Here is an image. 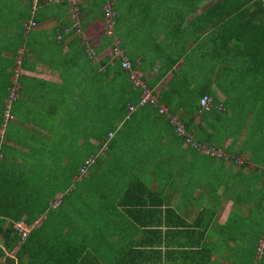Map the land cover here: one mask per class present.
Instances as JSON below:
<instances>
[{
	"label": "trees",
	"instance_id": "obj_1",
	"mask_svg": "<svg viewBox=\"0 0 264 264\" xmlns=\"http://www.w3.org/2000/svg\"><path fill=\"white\" fill-rule=\"evenodd\" d=\"M32 1L0 0V89L1 93H5V100L0 106V126L4 124L3 110L13 84L12 75L19 49H22L23 55L19 65L22 68L29 62V54L47 53L48 46H58L56 50L59 52L63 45L65 51L50 57L52 66H57L63 72H60L61 81L54 83V88L46 89L53 93L48 95L49 111L62 112L66 100L70 101L69 107L73 109L78 99H85L87 126L77 125L69 134L59 128L58 122L40 123L41 128L32 126L29 130H23L18 120L15 121V114L16 109L25 104L21 95L28 94L25 83L29 85L30 80L20 73L17 75V94L10 102L14 119L5 122H11L13 129H16L13 137L6 138L16 147L5 141L0 142V264H15L14 258L18 256L17 251L12 256L5 253V249L13 248L15 243L20 242L15 221L23 220L31 226L32 233L37 228H45L50 221H47V217L38 225H34V220L42 212L58 214L56 208L60 203L58 207H53L48 204V198H41L47 194L53 196L57 191H60L61 200L73 195L76 185L67 191V182L70 176L78 173L84 157L103 144L104 151L95 155V162H103L105 155L116 151L115 136L109 138L106 133L118 121L122 126L127 125L128 119H124L127 104H137L141 92V86L133 87L128 72L121 67V58L105 54L98 60L94 59L83 35L73 33L72 26L69 32H63L56 38L55 29L63 30L69 25L65 1L46 3L42 0L41 3L38 0L35 8L31 7ZM108 1L114 11V33L123 52L127 56L131 55L129 51L138 54L135 48L142 36L146 50L144 57L162 56L161 75L146 79L141 73L140 77L157 94L159 102L177 114L187 128L197 123L196 139L217 144L221 141V134L238 133L241 120L245 121L244 114H251L247 119L242 145L237 151H251L249 158L255 163V168L248 171V181H253L254 176L264 181V0H209L200 10L199 3L203 0H82L79 3V21L84 25L99 21L98 24L103 26V7ZM36 5H40L39 13H36ZM52 10L58 16V12H61L62 16L54 25L39 28L37 23ZM30 18L36 25L25 33L24 23ZM112 38V34L101 33L98 41L91 45L94 55ZM125 49H128V54ZM3 50L7 51V57L2 55ZM132 65L137 66L133 62ZM168 70L171 76L165 86L154 90V82ZM215 89L225 93L226 102L236 98L237 93L240 98L248 97L251 104L242 109L243 117L237 116L235 111L230 116L232 112L217 110ZM204 94L211 96L212 105L198 113L199 99ZM140 106L150 111L142 107L146 111H141L138 116L163 115L151 104ZM47 112L43 105H36L20 115L29 116L38 124L37 120H41V116L47 115ZM171 126L176 135H183L177 131L176 125ZM8 131L5 128L2 133L6 135ZM118 132L116 130V134ZM88 134L97 143L78 139ZM183 136L181 138L186 141ZM234 143L235 139H232L225 151H231ZM56 151H66L65 156ZM49 152L51 154L48 156ZM34 167H39L36 175ZM73 180L76 181L75 178ZM50 181L61 184V187H53ZM261 196L264 197V193ZM32 237L29 235L28 240Z\"/></svg>",
	"mask_w": 264,
	"mask_h": 264
},
{
	"label": "crops",
	"instance_id": "obj_2",
	"mask_svg": "<svg viewBox=\"0 0 264 264\" xmlns=\"http://www.w3.org/2000/svg\"><path fill=\"white\" fill-rule=\"evenodd\" d=\"M209 2H200L198 10ZM38 7L36 13H39ZM58 14L62 16L61 12ZM59 16L53 10L47 12L37 23L38 27L54 25ZM66 16L69 25L63 30L56 28V38L63 32H69L72 26L73 33L83 35L91 54V45L98 41L101 34H94L91 28L99 21L87 25L78 21L80 27L76 30L68 5ZM142 39L137 40L139 45L134 47L138 54L129 51V55L128 49L125 50L142 75L150 79L156 74L161 75L162 56L144 57L146 50ZM48 47L47 53L37 52L29 54V59L26 57L29 62L25 63L20 74L30 80L29 85L25 83L28 94L21 95L25 104L16 109L17 115L36 105H43L47 113H51L48 95L52 91L46 89L54 88V83L61 81L60 72L63 70L52 66L50 57L66 48L63 45L58 52V46ZM108 52L109 48L105 46L96 56L92 52V57L98 60ZM2 55L7 57V51L3 50ZM170 76L168 70L154 82L152 88L157 90L165 86ZM212 84L214 87L213 79ZM215 92L216 109L232 112L230 116L235 111L237 116L243 117L242 109L251 104L248 97L240 98L239 93L226 102L223 91L215 89ZM4 100L5 93H1L0 89V106ZM63 103L67 107L70 101ZM219 104L221 108L217 107ZM134 105L130 112L128 108L126 110L124 119H128L127 125L122 126L118 121L106 133V137L109 131H112L109 138L115 136L116 151L105 155L100 163L95 162V155L102 153L105 145H99L94 152L88 153L84 160L93 156L94 161L81 179L76 177L77 173L70 176V179H76V191L63 198L60 206L57 205L59 213L42 212L34 222L38 225L47 217L50 221L45 228H37L32 233L31 226L27 225L26 235H19L20 242L15 243L13 248L5 249V253L12 256L18 252L15 264H264V247L261 253L257 249L260 240L264 239V197L261 196L264 181L257 176L248 181V171L255 168V163L249 158L251 151H237L242 145L251 114H244L245 121L241 120L238 133L221 134V141L216 144L196 139L197 123L187 128L174 113L183 122L184 129L193 136V142L225 150L226 145L235 139L231 151L227 152L243 157V163L237 164L186 142L181 138L183 135L175 134L171 126L174 124L169 121V125L164 114L138 116L141 111L150 109L138 102ZM87 110L85 99H78L73 109L56 119L50 117L48 122H58L59 128L69 134L77 125L87 124ZM59 112L53 110L54 114ZM17 122L22 125V122ZM65 127L68 129L65 130ZM2 130L0 126V142L16 147L6 139ZM116 130L119 131L117 134ZM78 139L97 143L90 134ZM65 178L64 175L63 181ZM50 184L61 187L57 182L50 181ZM71 187L68 186L67 191ZM59 194L60 191H57L53 196L47 194L41 199L48 198L50 204ZM29 235H33L30 240Z\"/></svg>",
	"mask_w": 264,
	"mask_h": 264
},
{
	"label": "built area",
	"instance_id": "obj_3",
	"mask_svg": "<svg viewBox=\"0 0 264 264\" xmlns=\"http://www.w3.org/2000/svg\"><path fill=\"white\" fill-rule=\"evenodd\" d=\"M38 0H33L32 2V8L35 7V3ZM46 2H61V1H66L67 5L69 6L70 10H71V17L74 21L73 23V27H75L76 30H79L78 26V21H79V3L82 0H45ZM113 10L111 9L110 5H105L103 7V14H104V27L106 28V30L108 31L107 34L110 33H114V29L112 30V27L114 25V19H113ZM35 24V21L33 19H28L25 23H24V31L25 33L28 31V29L31 28V26H33ZM118 42L119 39L116 38L115 42L111 48L112 51V55L118 58H121L120 63H121V67L123 69H125L128 72V77L129 79L133 82V85L137 86H141V92H140V99L138 101L139 105H144V104H151L153 106L157 107V110L159 113H162L164 115L167 116V118L169 119V121L171 123H173L174 125H176L177 131L180 134L185 135V139L187 142H190L193 145H197L198 148L201 151H205L207 153H210L211 155H216L218 157H220L221 159L224 160H229L232 162H235L237 164H242L243 163V157L235 155V154H231L228 153L227 151H225L223 148L221 147H216V146H212V145H205V144H200L201 142H193V136L188 133L185 129H184V124L183 122L172 112L169 111L168 106L165 105L162 102H159L158 100V96L156 93L152 92V90L146 86L144 80L140 77L141 75V70L137 67V66H133L132 62L130 61V59H128V56L123 52V50L118 46ZM20 52V51H19ZM20 58L21 56L18 54V58L16 60V67L14 70V74L12 76V82L13 84L10 86L9 91H8V95L6 98V106L3 110V120L4 123L8 120H11L13 118V115L10 111V102L11 100L16 96L17 92H16V87L18 85V80H17V75L20 73L19 71V65H20ZM211 96L204 94L201 96V98L199 99V108H198V113H201L204 110H207L211 105H212V101H211ZM218 108H221V105H217ZM135 108L134 104H128V111L130 112L131 110H133ZM112 131H109L108 136H111ZM105 144H103L104 146ZM1 152H0V157H1ZM94 161V157L90 156L87 157L84 162L82 163V165L79 167L78 173L76 175V177L78 179H81L88 171V167L90 165V163H92ZM60 203V198L54 199L50 204L51 206L55 207ZM15 228L17 229V232L19 233V235L24 236L26 235L27 231H28V226L26 225L25 222L23 221H18L15 223ZM264 247V239L260 240L259 244H258V252L261 253V250Z\"/></svg>",
	"mask_w": 264,
	"mask_h": 264
},
{
	"label": "rangeland",
	"instance_id": "obj_4",
	"mask_svg": "<svg viewBox=\"0 0 264 264\" xmlns=\"http://www.w3.org/2000/svg\"><path fill=\"white\" fill-rule=\"evenodd\" d=\"M105 5H110L111 6V2L110 1H108V2H106L105 3ZM104 5V6H105ZM112 9V8H111ZM113 10V9H112ZM113 13V15H114V11L112 12ZM114 27H115V23H114V25H113V27H112V30L114 29ZM92 32L94 33V34H100V33H108V31L106 30V28L104 27V26H99V24H95V25H93L92 26ZM110 34H112L113 35V38H112V40L110 41V43L107 45L108 46V48H109V52L107 53V54H109V55H111V56H113L112 55V51H111V48H112V46H113V44H114V42H115V39L116 38H118L117 37V35L115 34V33H110ZM90 41V40H89ZM107 50V49H106ZM19 55L21 56V58H23L22 56V54H21V52H22V49H19ZM106 52V51H105ZM93 53H92V51H91V56H93L92 55ZM17 58H18V55H17ZM129 59V58H128ZM21 66H19V71H21ZM13 76V75H12ZM69 109H71L70 107H69V105L66 107V106H64V109L62 110V112H59V113H64V112H67ZM15 116L17 117V120L18 121H21L22 122V127H24V129L23 130H25V128L26 129H28L29 130V127H32V126H34V127H36V128H41L39 125H40V123H46V122H48L49 120H50V117H55V119L57 118V117H59V115H58V113H47V115H43V116H41V120H37L38 121V124H33V119L32 118H29V116L28 117H26V116H23V115H19V116H17L16 114H15ZM13 119H14V117H13ZM5 124V125H4ZM4 124H2V126H1V128L3 127V129L5 130V128L7 129H9V131H8V133L5 135L6 137H8V136H10V137H13L14 136V134H16V129H13V126H11V122H8V123H4ZM20 128V127H19ZM25 132V131H24ZM56 152H58L60 155H62V156H65V153H66V151H56ZM51 154V152H49L48 153V156ZM70 156V155H69ZM18 159H20L19 158V155H18V157H17ZM34 170H35V175L37 174V172H38V170L39 169H37V167L35 168L34 167ZM76 184V181L75 180H73V179H70V180H68V182H67V185L68 186H72V185H75ZM17 221H15L14 222V225H15V223H16ZM37 224V222L35 223L34 222V225H36Z\"/></svg>",
	"mask_w": 264,
	"mask_h": 264
},
{
	"label": "clouds",
	"instance_id": "obj_5",
	"mask_svg": "<svg viewBox=\"0 0 264 264\" xmlns=\"http://www.w3.org/2000/svg\"><path fill=\"white\" fill-rule=\"evenodd\" d=\"M46 2V1H45ZM66 2V1H65ZM46 3H55V2H46ZM67 4V3H66ZM60 198V196H57L55 199ZM54 200V199H53ZM61 200V199H60ZM19 234V233H18Z\"/></svg>",
	"mask_w": 264,
	"mask_h": 264
}]
</instances>
